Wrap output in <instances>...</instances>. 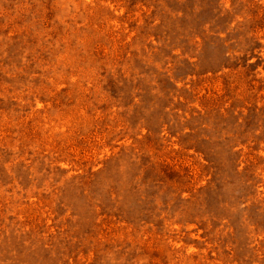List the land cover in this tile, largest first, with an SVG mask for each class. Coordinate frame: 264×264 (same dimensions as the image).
<instances>
[{"label":"rangeland","instance_id":"rangeland-1","mask_svg":"<svg viewBox=\"0 0 264 264\" xmlns=\"http://www.w3.org/2000/svg\"><path fill=\"white\" fill-rule=\"evenodd\" d=\"M0 264H264V0H0Z\"/></svg>","mask_w":264,"mask_h":264}]
</instances>
